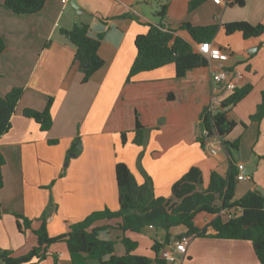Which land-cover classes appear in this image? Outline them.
I'll return each mask as SVG.
<instances>
[{
	"label": "crops",
	"instance_id": "0c3cea01",
	"mask_svg": "<svg viewBox=\"0 0 264 264\" xmlns=\"http://www.w3.org/2000/svg\"><path fill=\"white\" fill-rule=\"evenodd\" d=\"M4 1L0 0V34L6 43L0 55V96L15 88L23 89V94L12 115L10 131L0 139L6 160L0 172L1 248L23 256L37 245L34 231L43 221L49 235L56 237L68 233L72 225L93 212L118 211V163H125L140 185L145 182L144 171L152 179L158 197L170 196L173 184L192 167H198L208 183L212 172L226 176L236 168L239 174V165H244L241 173L249 174L251 179H238V198L251 191L264 196V119L260 123L251 120L264 93V33L246 39L242 32L228 34L225 29L236 22L264 26V0H244L242 6L204 0L193 11L189 10L192 0H166L164 17L159 12L154 15L152 0H78L84 11L81 13L70 2L64 5L60 0H47L40 12L28 16L7 10ZM185 23L216 26L212 45L230 54L229 68L244 73L242 87L252 86L250 93L228 112L230 121L248 125L239 152L231 154L223 148L212 155L200 121L179 116L152 119L141 146L134 144L133 133L123 144L119 132L106 131L137 56L136 38L147 34L151 25L163 24L198 52L200 43L182 28ZM75 24L88 25L93 38L102 37L99 54L105 63L88 82L83 81L84 75L75 62L76 48L61 34V30H70ZM211 68L208 62L190 71L184 82L207 85L211 90ZM174 76L172 64L141 74L136 80ZM50 98L53 125L43 132L35 120L24 116V111H43ZM198 101L201 99L194 95L190 103ZM185 123H189L187 128ZM17 215L31 220V228L20 230L22 221ZM215 218L203 215L195 223L211 235ZM120 221L97 223L106 227L99 237L115 242V255L120 257L127 253L122 243L125 237L137 243L136 255L155 260L160 258L153 251L156 242L166 248L187 236L185 227L169 232L154 227L140 233L124 232ZM189 237L183 264H261L249 241ZM49 254L47 260L37 264H55L56 259L58 264H73L65 243L52 245Z\"/></svg>",
	"mask_w": 264,
	"mask_h": 264
},
{
	"label": "trees",
	"instance_id": "16d2710c",
	"mask_svg": "<svg viewBox=\"0 0 264 264\" xmlns=\"http://www.w3.org/2000/svg\"><path fill=\"white\" fill-rule=\"evenodd\" d=\"M47 0H5L3 6L19 16H28L40 12ZM204 0H192L189 10L193 11ZM244 4V0H230V5ZM167 5H163L159 15H166ZM163 24L151 25L147 34L136 38L137 56L130 69L128 79L116 102L106 131L119 132L122 143L126 144L127 135H135L134 144L141 146L145 136L152 126V119L176 116L185 120H199L203 131L207 132L205 139L217 135L224 148L231 154L240 151L241 140L248 125L228 119V112L242 101L252 90L251 85L236 89L221 104L217 113L209 111L211 90L207 85L187 84L184 82L188 73L194 69L205 67L208 60L199 52L194 51L190 43L169 29L164 30ZM196 43L211 42L216 34V26L194 27L188 23L182 25ZM226 32H242L244 38L259 37L264 33V26H253L245 22L231 23L225 26ZM61 34L75 48V62L83 73V81L91 77L104 66V59L99 54L102 37L93 38L89 35L88 25L75 24L72 29H63ZM6 49V43L0 34V55ZM175 65V76L169 79L137 81L144 73ZM23 89L15 88L6 96H0V139L11 127L12 115L22 97ZM201 99L190 103L192 96ZM50 98L43 111L25 110L24 116L35 120L43 132L52 128L53 119ZM200 109L197 112V109ZM197 112V113H196ZM264 119V93L257 113L251 120L260 123ZM191 123V122H189ZM189 123H185L187 128ZM184 126V125H183ZM203 144V143H202ZM141 159V156H140ZM6 160L0 150V172ZM145 182L140 185L125 163L116 166V178L119 190L120 208L118 211L105 209L93 212L82 221L70 227L68 233L51 237L46 221L34 231L37 245L23 256H14L13 252L0 247V264H37L47 260L50 247L57 243H65L73 264H166L161 258L155 260L138 256L134 252L137 243L123 238L126 255H115V242L102 240L100 233L106 227L97 226L101 221L120 219L119 227L124 232L140 233L145 228L153 226L158 230L171 231L174 228L185 227L187 236L212 237L228 240H245L255 247L257 258L264 264V196L254 191L239 197L236 193L238 173L232 168L230 174L223 176L214 171L205 182L202 171L192 167L179 181L173 184L168 197H158L154 191L152 179L142 171ZM0 186L2 177L0 173ZM227 212L226 214H224ZM215 215L211 227L214 233L208 235L195 223L199 216ZM19 229L31 228V220L17 215ZM169 238V237H168ZM182 238V237H181ZM180 239V238H179ZM167 243L169 240L167 239ZM166 243V244H167ZM165 244L156 242L153 251L160 255ZM106 256H110L105 260ZM56 259V258H55ZM55 264H58L56 259Z\"/></svg>",
	"mask_w": 264,
	"mask_h": 264
},
{
	"label": "built area",
	"instance_id": "2783aa9c",
	"mask_svg": "<svg viewBox=\"0 0 264 264\" xmlns=\"http://www.w3.org/2000/svg\"><path fill=\"white\" fill-rule=\"evenodd\" d=\"M217 5H227L230 0H211ZM64 5L68 4L70 0H60ZM167 30L166 27L163 28ZM212 66L211 70V98L209 111L211 113H217L220 109L222 101L229 96L233 91L242 87L245 75L243 72L236 71L227 66L230 60V54L222 48L213 46L211 42L201 43L199 45V51ZM204 136H207V132L203 131ZM208 141V148L212 155H217L224 146L220 138L215 135ZM244 165H239L238 179L239 180H250L249 174H242L244 171ZM225 212L224 214H226ZM153 228V226H150ZM191 241V237L183 236L176 240L171 246L166 247L160 253V258L166 264H183L186 257L187 247Z\"/></svg>",
	"mask_w": 264,
	"mask_h": 264
},
{
	"label": "rangeland",
	"instance_id": "374dc122",
	"mask_svg": "<svg viewBox=\"0 0 264 264\" xmlns=\"http://www.w3.org/2000/svg\"><path fill=\"white\" fill-rule=\"evenodd\" d=\"M165 3H166V0H152L151 1V6L154 12V15L156 14V12H160L162 5Z\"/></svg>",
	"mask_w": 264,
	"mask_h": 264
},
{
	"label": "water",
	"instance_id": "95a60500",
	"mask_svg": "<svg viewBox=\"0 0 264 264\" xmlns=\"http://www.w3.org/2000/svg\"><path fill=\"white\" fill-rule=\"evenodd\" d=\"M70 3L78 11V13L84 12V11H82L78 0H71ZM254 246L258 247V244H255Z\"/></svg>",
	"mask_w": 264,
	"mask_h": 264
}]
</instances>
